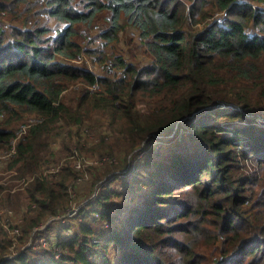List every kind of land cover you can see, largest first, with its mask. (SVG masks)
<instances>
[{"label": "trees", "instance_id": "1", "mask_svg": "<svg viewBox=\"0 0 264 264\" xmlns=\"http://www.w3.org/2000/svg\"><path fill=\"white\" fill-rule=\"evenodd\" d=\"M102 16L106 43L132 28L151 62L140 67L112 56L118 74L111 76L69 63L95 53L78 41ZM0 18L10 22L0 24V117L7 116L0 149L14 146L6 171L32 178L11 192L0 176V207L22 219L20 242L70 209L72 180L81 176L67 157L52 178L37 177L52 160L55 127L109 116L113 141L94 134L90 155L124 148L129 159L155 138L178 140L164 155L137 159L122 183L128 203L110 202L119 193L104 184L95 208L81 209L72 234L57 233L49 250L25 248L6 258L11 242L0 228V264H264V201L247 212L253 187L241 169L247 162L264 172V127L218 107L250 114L264 105V0H0ZM22 114L37 122L18 139L12 122ZM224 119L245 124L226 131ZM250 176L257 186L256 171ZM99 179L92 184L101 187Z\"/></svg>", "mask_w": 264, "mask_h": 264}, {"label": "rangeland", "instance_id": "2", "mask_svg": "<svg viewBox=\"0 0 264 264\" xmlns=\"http://www.w3.org/2000/svg\"><path fill=\"white\" fill-rule=\"evenodd\" d=\"M30 1L33 2L35 0H30ZM219 16H221V14H216L215 18ZM102 17L103 18H99V20L95 24H93V26H91L89 29L82 28L80 31V38L78 41L85 51L96 50L95 53L92 54L81 53L80 58L77 61H71L69 63L77 66L85 67L96 76H111L114 74H118L117 70L114 67H112V61H111L112 56L120 57L121 59L124 60V62L133 65L136 64L140 67L145 66L151 62L152 60L151 55L146 51L145 46H143L142 42L139 41L136 30L132 28H125L124 30L119 32V35L116 40L106 43L100 37L101 32H103L107 27V24L105 23L106 18L104 16ZM46 23L48 26L52 28L55 27V23L52 20L47 19ZM0 24L4 27H8L10 22H8L6 19L0 18ZM52 34H54V31H52ZM78 87L80 90L86 88L82 84H79ZM218 107L221 109H229V110L241 112L246 117L249 118L253 117L255 124L264 127V105L253 109V113L250 114H245V112L242 111L241 108L234 109V107L233 108L229 107L226 104H218ZM6 118L7 116L2 115L0 117V121L5 120ZM35 121H37L36 117L34 115H29V114H22L20 115L19 118L15 119L12 122V125L17 138L19 139L22 135H24L28 129V126L31 123H34ZM86 124L88 126H93L92 132L89 131L85 132V130H87L86 129L87 127L86 128L84 127L87 125L84 124L80 126H71L69 128L66 127L59 132H57V127H55L48 136L49 151H51V157H52V160H49L50 163L52 164H50L49 166L63 164L65 161L64 159L69 157V152L66 153L65 151L64 152L62 151L63 143L65 144L68 151L70 150V148H72L73 146H77L76 144H78L79 147L83 148L84 150L82 154H79L77 152V156L84 157L87 160L94 159V157H102V156H110L116 160V163L114 164H108V163L93 164L92 166L85 167L84 171L80 172L81 176H86L85 179L87 180L84 179V181L79 185L75 198L71 199V203L75 202L77 205L84 204L86 201H88L93 190L96 188L99 190V194H100L101 190L103 189L102 186H104V184L108 185V189L113 190V192L117 194L119 193V195H114L112 198H110L109 199L110 202H114L117 204L119 203L124 204L125 202L128 203L130 199V194L128 192L126 193L123 192L122 183L128 179L129 176L128 174L130 173V170H133V168L137 166L136 165L138 164L137 159L140 158V160H142V156H143V157H147V159L150 160L151 158L157 157V155L159 154L164 155L168 151L174 149L176 147V142L178 141L173 139L171 140V139L155 138L151 142H149V144L146 146V151L136 150L133 152L132 158L129 159H128L129 156L128 154H130L131 152L130 153L126 152V149L124 148L115 149L114 150L115 152L113 154L112 153L109 154L110 151L106 150L107 149L106 148L102 151L94 153L93 155H90L92 147H94L95 146L94 144L96 143L94 141H97V137H95V135L97 136V135H101V133H105L107 137L104 140H106L105 142L108 141V143L106 144L109 143L111 144L114 137L111 135L112 128H110L109 116L107 115L95 116L91 121L87 120ZM244 124H245V119L230 120V121L224 119V121H222L221 123V126L225 127L226 129L224 130L228 131L227 128H230L232 125L243 127ZM183 132H185V130H183ZM221 133L226 134L228 132L223 131ZM228 135H230V133H228ZM74 142H76V144ZM8 152L9 151L5 149H0V176H2L1 182H3L2 184H4L5 187L9 188L10 187L9 185H11L10 187L11 188L10 191H11L16 185V179L18 178L17 175L19 176L20 174L17 173L14 177H11L10 176L12 175L11 172L5 170L8 161L11 159V156H8ZM133 158L136 159H134L133 161ZM93 166H96V168H91ZM241 169L245 174L248 175V186L253 187V193L250 195L252 197V204L251 206L245 205V208L250 209V211H247L249 214L255 213L256 209L259 210V208H262L260 206V203L264 201V194H263L264 183L259 184L260 182H264V172L258 171L254 166L249 165V163L247 162L241 163ZM253 171H256L257 174V179H256V181L258 182L257 186L252 185L253 177L250 175ZM97 176H100L101 181L99 182V184L101 185V187L97 186L98 184L95 185L97 187H95L94 184H92L94 180L96 181ZM20 178H23L26 180V182H28V177L24 176ZM26 184L21 185L19 187L20 189H16V190L17 191L25 190ZM181 196L182 198H187L186 193H182ZM93 208H94L93 205L89 206V209H93ZM10 210L12 209L5 208L3 206L0 207V228L4 230L5 227L8 226V221H9V225H13L16 220L14 218L13 210H12L13 212L11 211L12 214L9 216L8 213H6L7 211ZM51 219L53 220H49L45 224L44 228L39 229L36 232L33 231L30 232L27 239L21 242L18 239L19 237L16 239L17 235L11 233L12 230L9 231L7 230L5 233V237L10 240L11 244L10 246L8 245L9 247L7 246L6 253L10 254L13 257L22 250H24L25 248H30L33 251H38L42 249L49 250L51 243L53 242V238L55 240L57 233H59L61 236L64 237L67 235H71L72 231L76 228V224H75L76 221L71 218H62V219L51 218ZM90 219H91V215L87 220ZM209 220H211V218H209L208 221ZM20 225H21V221H20ZM19 227L20 226H18V228ZM20 235H21V231L19 229V236ZM219 244L220 242L217 243V245ZM55 252H56L55 254L57 253L62 254V250L59 248V246L55 247ZM112 253L115 256L117 255L118 250H115L114 252L112 250Z\"/></svg>", "mask_w": 264, "mask_h": 264}, {"label": "built area", "instance_id": "3", "mask_svg": "<svg viewBox=\"0 0 264 264\" xmlns=\"http://www.w3.org/2000/svg\"><path fill=\"white\" fill-rule=\"evenodd\" d=\"M37 121H35L34 123H31L30 125H33L35 124ZM86 131V130H85ZM76 148L73 147V153L71 155H69L68 158H72L73 159V167L74 169L76 170H79L80 172H83L85 167H88V166H92L93 164H114L116 163V160L110 156H102V157H94V159H91V160H87L86 158L84 157H78L77 156V152L75 150ZM14 146H12V148L9 150L8 152V156H13L14 154ZM5 157V156H4ZM52 164V163H49V165ZM45 168V170L39 174H37V177L40 178V179H43V178H52L54 175H56L60 169V166L61 164L59 165H54V166H49ZM12 175H10L11 177H14L17 173L15 171H10ZM9 172V173H10ZM86 176H78L76 177L74 180H72V183H73V189L70 191V197L71 199L75 198L76 196V188L84 181ZM14 179V178H13ZM32 178H28V181L31 180ZM86 180V179H85ZM3 183V182H1ZM26 180L23 179V178H17L16 179V185L15 187L11 190L12 192L15 191L16 189H20L19 187L21 185H24L26 184ZM98 193H99V190L96 188L93 190L90 198L88 199V201H86L84 204H81V205H77L75 202H72L71 203V207L70 209H68L67 211H65V213H62V214H59V215H55V216H49L43 223H41L38 227H35L33 228V232H36L37 230L39 229H42L45 227V224L49 221V220H53L51 218H58V219H62V218H71L73 219L74 217L78 216L80 217L81 215V209L84 207V206H88V205H93V207L95 208L96 204H97V201H98ZM93 208V209H94ZM12 210L10 211H7L6 213H8V216L12 214L11 212ZM14 214V218L16 219L15 220V223L13 225H9V221H8V226L5 227V230L9 231V230H12L11 233L14 234V235H17L16 236V239L19 237V229L20 227L18 228V226H20V221L22 222V219L17 217L15 215V213L13 212ZM94 218L96 220H99V214L98 213H94ZM61 217V218H59ZM78 220H80L78 218ZM6 255V258H11L12 256L10 254H7L5 253ZM60 253H57L55 255V257L59 256Z\"/></svg>", "mask_w": 264, "mask_h": 264}]
</instances>
